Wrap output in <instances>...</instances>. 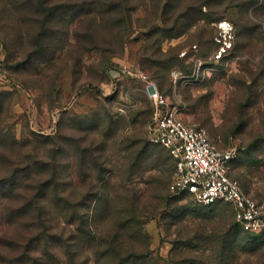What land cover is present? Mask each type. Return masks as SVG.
Returning <instances> with one entry per match:
<instances>
[{"label": "rangeland", "instance_id": "1", "mask_svg": "<svg viewBox=\"0 0 264 264\" xmlns=\"http://www.w3.org/2000/svg\"><path fill=\"white\" fill-rule=\"evenodd\" d=\"M151 81L264 203V0H0V264H112L77 212L160 264H264L232 204L169 191Z\"/></svg>", "mask_w": 264, "mask_h": 264}, {"label": "built area", "instance_id": "2", "mask_svg": "<svg viewBox=\"0 0 264 264\" xmlns=\"http://www.w3.org/2000/svg\"><path fill=\"white\" fill-rule=\"evenodd\" d=\"M229 26L220 24L224 31ZM125 72L133 75L131 71ZM147 92L155 108L148 126L149 140L164 147L175 162L169 191L177 197L190 196L202 206L230 203L235 208L237 223L245 231H264V203L245 193L230 174L239 148L235 145L219 148L205 128L186 123L182 110L171 105L152 81L147 82Z\"/></svg>", "mask_w": 264, "mask_h": 264}, {"label": "trees", "instance_id": "3", "mask_svg": "<svg viewBox=\"0 0 264 264\" xmlns=\"http://www.w3.org/2000/svg\"><path fill=\"white\" fill-rule=\"evenodd\" d=\"M115 8H118L119 11H121V14H123V9L120 8V4L117 5ZM248 88H251V87L248 86ZM157 146L162 147L160 145H157ZM162 148L165 149L164 147H162ZM239 152H240V150H239ZM238 156H239V154H238ZM237 159H238V157H237ZM173 162H174V159H173ZM233 163L231 164V171H232ZM173 166L175 169V162H174ZM185 197L192 198L190 196H185ZM221 203H223V202H219V203H216L214 205H218ZM214 205H211V206H214ZM207 207H210V206H207ZM77 218H79L81 221V230L82 231L84 230L86 232V235L89 238H91L95 244H97L95 246L96 249H94L92 251L93 256L95 257L96 263L99 262L98 260H100V258H104L107 255H110L111 258L113 259L112 264H160L159 260H155L154 258L150 257L149 254L137 253V248L134 245H132V243H130L129 246L127 245V242H125L122 239V235H120V234H123L124 232H126V233L129 232L127 227L120 226L119 229L117 231H115L114 234L107 233V234H104L103 236L99 237V234H97V231H94L93 229H91L92 227L90 226V224L88 222V217L86 218L84 214L80 215L77 212ZM241 229L243 231H245L242 227H241ZM50 231H51V235H49V236H50L51 242H52V243L50 242V244H52L54 246L53 250L57 251V253H58L57 248L60 247V244H63V239H62L60 230L55 229V228H50ZM245 232H247V231H245ZM133 236H134V238H136V235H134V233H133ZM141 236L145 240L147 239L146 235L144 234V232L142 230H141ZM130 242H133V241H130ZM101 246H104L103 252L100 249L97 250V248H100Z\"/></svg>", "mask_w": 264, "mask_h": 264}]
</instances>
